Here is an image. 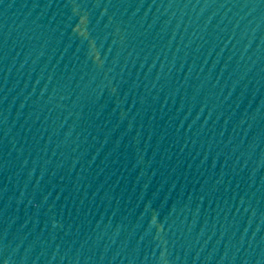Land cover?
Listing matches in <instances>:
<instances>
[{
  "label": "water",
  "instance_id": "water-1",
  "mask_svg": "<svg viewBox=\"0 0 264 264\" xmlns=\"http://www.w3.org/2000/svg\"><path fill=\"white\" fill-rule=\"evenodd\" d=\"M0 264H264V0H0Z\"/></svg>",
  "mask_w": 264,
  "mask_h": 264
}]
</instances>
